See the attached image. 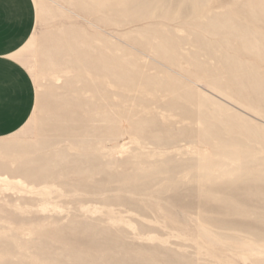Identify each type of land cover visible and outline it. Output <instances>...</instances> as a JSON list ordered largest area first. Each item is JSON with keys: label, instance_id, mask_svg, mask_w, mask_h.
Segmentation results:
<instances>
[{"label": "rangeland", "instance_id": "obj_1", "mask_svg": "<svg viewBox=\"0 0 264 264\" xmlns=\"http://www.w3.org/2000/svg\"><path fill=\"white\" fill-rule=\"evenodd\" d=\"M246 1L184 0L174 7L157 0L148 9L155 17L131 22L139 13L119 10L117 0L93 10L79 7L76 0H34L36 24L19 57L33 78L36 104L24 127L0 138V264H264V205L253 195L241 204L249 214L225 213L213 199L222 195L219 186L202 183L190 167L198 160L210 165L219 157L213 147L198 136L166 146L155 143L161 139L156 133L200 127L194 119L183 120L181 108L165 103L178 96L171 89L175 83L189 93L179 102L193 110L199 103L208 112L216 110L209 100L219 101L228 107L218 111L220 116L235 118L237 112L246 117L244 125L264 126L260 113L232 99L230 92L211 88L202 76L220 70L223 55L242 60L249 55L235 51L240 39L222 29H201L197 22L225 15L264 36L263 18L255 20L254 10L243 6ZM258 3L264 6V0ZM165 13L169 19L157 17ZM153 31L154 43L165 37L172 41V63L146 48ZM259 56L264 59V51ZM249 59L264 70L257 56ZM100 68L109 74L104 97L105 90L91 86ZM148 73L156 79L142 85V91L123 88L126 76ZM129 94L139 99L129 100ZM94 102L99 113L111 109L124 116L145 110L148 116L156 111V127H145L143 134H148L142 136L123 117L113 124L109 139L96 131L72 137L80 120L99 124L89 119ZM55 121L61 122L58 130L52 128ZM62 127L69 128L68 134ZM261 146L264 141L257 142ZM38 158H47L56 172L69 169L66 178H25L19 169L36 166ZM250 222L261 228L250 229Z\"/></svg>", "mask_w": 264, "mask_h": 264}, {"label": "bare ground", "instance_id": "obj_2", "mask_svg": "<svg viewBox=\"0 0 264 264\" xmlns=\"http://www.w3.org/2000/svg\"><path fill=\"white\" fill-rule=\"evenodd\" d=\"M76 1L79 7H84L85 5H88L87 7L90 10H93L96 9L98 6H100V4H102L103 6L106 5L109 0H76ZM92 1L94 3L90 5ZM117 1L119 2V10L126 11L130 9L131 12L133 13H139L137 18L135 17L134 19H131V22H137L142 19L153 18L154 16L153 13H150L148 9L150 7L153 8V6L156 5L157 0H117ZM177 2H179V0H168V5L169 6L173 5L174 7L176 5L177 6L182 5L184 0L180 1L182 2L181 4H177ZM126 6H130V7L127 8ZM243 6L251 10L252 9L254 10L253 18L255 17V20L258 17H261L264 20V6H261L258 3V0H247L243 4ZM257 11L259 12L258 14L256 13ZM159 16L165 19L170 18L167 17L166 13L159 14L157 17ZM102 19L103 21L107 20L108 15L102 16ZM196 25H198L199 28L208 31H217L222 29L225 32V34L228 35V37H235L240 39L241 47L240 49L236 48L235 49L236 52L241 51L242 53H246L247 55H249L248 56L249 58H252V56H257L259 59L262 60V62H264V59L261 56H259V52L264 51V36L258 34V32H256L255 30H252L247 26H244L238 22L231 21L229 20L228 17H225V15L210 16L205 24L197 22ZM156 33L157 32L153 31V34L155 36L149 37L147 39L145 44L146 48L150 52H152L155 56H157L159 59L172 63V60L169 57L170 52L174 50V47H172L171 45L172 41H170L168 38L165 37L164 39L161 38L159 42L154 43L153 39L156 38L157 35ZM198 40L199 42H202L199 38ZM225 42L227 43L228 39L225 40ZM205 45L207 50L209 51L214 50V47L209 42H206ZM249 58H247L246 60H242L241 58L238 57L223 55L220 57V63L222 68L220 70L217 69L216 71L206 70L204 71L202 76H204L205 78L204 80L211 88L223 94L230 92V96L232 99L241 102L245 106L249 107V109H252L257 113H260L264 117V70H260L259 66H257V63L253 62ZM80 62L84 67L88 66V62L84 63L83 59ZM100 70H101L100 72L101 74L98 76V79L93 80L91 83V86L95 88L98 92L105 90L104 85H106V82H108L109 79L108 72L103 68H100ZM155 79L156 76H152L149 73L143 74L141 77L137 79H135L134 77L130 78L126 76L124 79L123 88L129 92H133V91L140 92L142 91L141 90L142 85L149 84V82L155 81ZM171 89H173V91H177L178 96L168 101L166 100L167 102L165 103L172 108H181L185 116L183 117V120L184 118L185 119L187 118V120H190L189 118H191L196 120L197 122H200L201 124L199 128H195L193 126L194 128L191 129H179L174 131L166 130V131H162V134L156 133L155 136L160 137L161 139L157 140L155 143L166 146L174 142L176 143V140L179 141L182 139L186 141H191L192 136H198L203 140V142L208 143L211 147H213L214 149L213 152L218 154L219 157L214 158L213 161L210 162L211 163L210 165H204L201 163L200 160H198L196 161V163L194 162L195 164H190V167L197 169V176L199 177L197 178L200 179L201 181L202 180L206 182L208 181L211 182L212 184H217L219 186L220 191H222V195L220 196V198L215 196L213 199L219 200L221 202L222 204L221 210H223L225 213L227 212L240 213L243 215L249 214L250 212L249 209H247L245 206L243 207L241 204L245 203L247 198L252 197L253 195L257 196L256 199H254V201H256L258 204L264 205V147L261 146V149L256 147L257 142L261 143L262 141H264V126L244 125L242 121L245 120L244 118L246 117H244L243 115L237 112L233 113L236 115L235 118L228 116L227 117L220 116L218 114V111L228 110V107L222 103H218L219 101L216 103L215 101L208 99L210 102H213V104H216L215 105L216 110H212L208 112L204 107L202 108V106H204L205 103L203 104L199 103L196 109L193 110L192 108L189 107L188 104L186 103L183 104L179 102V99L181 100L184 98L185 100L186 97L189 96L187 90L179 87V84L177 83L172 84ZM103 94L104 95L106 94V90L104 93L102 91V97H104ZM127 97L129 100L132 101H136L139 99L136 94H133L131 96L129 94ZM158 98L160 99V97ZM104 102L106 103L107 101L105 100ZM138 103H140V107L141 104L143 105V103L141 102ZM97 104L99 103L94 102L93 104L90 105L91 107L90 109L93 115L89 119L92 122L99 121V124L92 123V125L89 126L83 124L84 121L80 120L77 128L78 131L76 134L73 133L72 137H77V138L83 137L84 135H88V133L92 131L93 132L96 131L99 134L100 138L109 139L110 136L114 134L115 128L113 124H115L117 118H123V117L127 119L128 123L129 122L132 123L135 132L142 136L148 134V132H146V134L144 133L145 135L143 134L145 127L146 128L156 127L157 122L155 123V121L152 120V118H155V116H153L154 114L152 113L156 111L154 112L147 111L150 110L151 108L148 107L150 106L149 103H147L144 106L147 107L146 111L150 116L152 114V117H149V115L144 116L147 115L146 112H144L145 110L142 111L143 113H145L144 115L143 113L142 114L137 112L133 113L132 111L131 112L129 111L123 116V114L121 113L122 111L121 112L110 111L111 109L108 110L107 107H106L107 110H102V112L99 113L98 112L99 106ZM158 105H160V103ZM134 107L136 108L137 105L136 106L134 105ZM125 108L122 109L125 110ZM124 110L123 112H125ZM163 113L164 112H162V115ZM177 115L179 116V113ZM147 118H151V119H147ZM181 121L182 120L178 121V123ZM60 123L55 121L52 124V128H55L57 130L60 129L61 127L59 126ZM196 124L198 125V123ZM174 125L176 124L174 123ZM61 130H63L65 134H68L69 132V128L67 127H62ZM149 134H153V132ZM80 141L84 142V139L81 138ZM179 144L182 145L181 143ZM12 155L17 156L19 154L13 153ZM223 159L228 160V164H225ZM90 161H91L90 159L87 160V162ZM89 169L90 167L87 168V170ZM19 171H21V174H23L25 178L28 179H37V178L45 179L49 177L50 178L55 177L57 179L62 180L66 178L65 174L67 173V171H69V169L64 168L56 172L54 167L51 166V163L47 158H38L36 166L22 167L21 169H19ZM122 177L123 176H121V178ZM132 177H134V175L125 176L124 179L129 180ZM207 189H208L207 194H209V192H211L212 189L209 187ZM211 196H214V194ZM204 205L211 206V204H208V202H206ZM262 218L264 219V217ZM246 226L249 227L250 229L261 228L255 222L246 223Z\"/></svg>", "mask_w": 264, "mask_h": 264}, {"label": "crops", "instance_id": "obj_3", "mask_svg": "<svg viewBox=\"0 0 264 264\" xmlns=\"http://www.w3.org/2000/svg\"><path fill=\"white\" fill-rule=\"evenodd\" d=\"M35 24L34 0H0V138L24 127L36 104L33 78L19 57Z\"/></svg>", "mask_w": 264, "mask_h": 264}]
</instances>
